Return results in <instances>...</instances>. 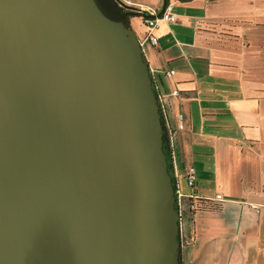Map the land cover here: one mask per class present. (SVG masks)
Masks as SVG:
<instances>
[{
  "label": "water",
  "instance_id": "95a60500",
  "mask_svg": "<svg viewBox=\"0 0 264 264\" xmlns=\"http://www.w3.org/2000/svg\"><path fill=\"white\" fill-rule=\"evenodd\" d=\"M134 14L149 15L119 0H0V264H179Z\"/></svg>",
  "mask_w": 264,
  "mask_h": 264
},
{
  "label": "crops",
  "instance_id": "0c3cea01",
  "mask_svg": "<svg viewBox=\"0 0 264 264\" xmlns=\"http://www.w3.org/2000/svg\"><path fill=\"white\" fill-rule=\"evenodd\" d=\"M161 1L121 3L148 13ZM170 1L174 19L158 20L157 42L140 46L161 93L173 178L210 205L183 219L179 264H264V0ZM129 24L142 38L141 15Z\"/></svg>",
  "mask_w": 264,
  "mask_h": 264
},
{
  "label": "built area",
  "instance_id": "2783aa9c",
  "mask_svg": "<svg viewBox=\"0 0 264 264\" xmlns=\"http://www.w3.org/2000/svg\"><path fill=\"white\" fill-rule=\"evenodd\" d=\"M141 10V9H138ZM149 15H143L141 16L142 23L144 25V31L142 38H138L139 44H141L142 40H147L150 44H155L157 42L158 37L160 36V33L155 31V28L157 27L158 20H166V21H172L174 19V12L172 10V1L167 0L164 4V7L162 10H155V9H148ZM173 73L172 69H167L163 71V74L166 77L171 76ZM152 80V78H151ZM152 89L157 97V103L159 107V111L161 113V93L158 91L156 84L152 82ZM173 95H176L178 91L176 89H172L170 91ZM161 117L162 113H161ZM176 119L177 123L176 126L178 128L183 127V115L181 112L176 113ZM169 149V146H168ZM169 157H170V150H169ZM184 182L187 186L191 187V185L194 182L195 174L194 169L191 165H188L185 167L184 171ZM173 194H174V207L178 214V240L179 243L182 241V234H181V226L183 219L187 216H191L192 213L197 209V200L196 198L200 197L196 195L192 190H183L177 182L174 180L173 183ZM216 198L220 197V194L217 193L215 195Z\"/></svg>",
  "mask_w": 264,
  "mask_h": 264
},
{
  "label": "trees",
  "instance_id": "16d2710c",
  "mask_svg": "<svg viewBox=\"0 0 264 264\" xmlns=\"http://www.w3.org/2000/svg\"><path fill=\"white\" fill-rule=\"evenodd\" d=\"M160 116H161V113H160ZM161 123H162V146H163L164 153L166 155L168 172L170 174L172 183H174V178H173V175L171 173V164H170L169 149H168V143H167V135H166V132H165V127L163 125L162 117H161ZM196 200H197V204L198 205H197V209L195 211L202 210V209L210 207V205L208 203L209 201L207 199H205L203 197H198V198H196Z\"/></svg>",
  "mask_w": 264,
  "mask_h": 264
},
{
  "label": "rangeland",
  "instance_id": "374dc122",
  "mask_svg": "<svg viewBox=\"0 0 264 264\" xmlns=\"http://www.w3.org/2000/svg\"><path fill=\"white\" fill-rule=\"evenodd\" d=\"M121 2V0H119ZM134 9H137V8H134Z\"/></svg>",
  "mask_w": 264,
  "mask_h": 264
}]
</instances>
